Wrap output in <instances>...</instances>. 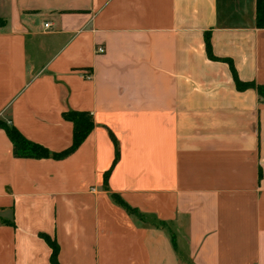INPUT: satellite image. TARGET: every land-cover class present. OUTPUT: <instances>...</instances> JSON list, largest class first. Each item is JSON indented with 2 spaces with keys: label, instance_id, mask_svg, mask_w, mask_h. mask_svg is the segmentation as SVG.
<instances>
[{
  "label": "crops",
  "instance_id": "1",
  "mask_svg": "<svg viewBox=\"0 0 264 264\" xmlns=\"http://www.w3.org/2000/svg\"><path fill=\"white\" fill-rule=\"evenodd\" d=\"M257 1L0 0V264H264Z\"/></svg>",
  "mask_w": 264,
  "mask_h": 264
},
{
  "label": "trees",
  "instance_id": "2",
  "mask_svg": "<svg viewBox=\"0 0 264 264\" xmlns=\"http://www.w3.org/2000/svg\"><path fill=\"white\" fill-rule=\"evenodd\" d=\"M256 23L258 27H264V7L261 0H258L256 4ZM205 49L209 58L214 60L215 58L211 55L210 52V43L208 36L205 37ZM235 83L237 88L240 90L251 87L255 88L258 92L259 97L264 98V86H255L253 83L245 84V83H240L238 81H235ZM65 118H67V120H69L73 124L72 144L65 151L59 154H53L52 157L55 159H61L71 154L85 139V137L88 135L93 125L92 118L88 114L71 113L69 115H65ZM0 129L5 132L9 141L11 142L15 157L35 158V159L49 157V153L44 148L24 139L15 128L9 127L5 123L0 122ZM109 136L116 146V142L113 135L109 133ZM117 158H118V153L116 147L113 163L116 162ZM107 176H108V172L105 174V181L107 179ZM55 258H56V248L54 247V245H52V255H51L52 264H55Z\"/></svg>",
  "mask_w": 264,
  "mask_h": 264
},
{
  "label": "built area",
  "instance_id": "3",
  "mask_svg": "<svg viewBox=\"0 0 264 264\" xmlns=\"http://www.w3.org/2000/svg\"><path fill=\"white\" fill-rule=\"evenodd\" d=\"M48 27H49V24H45V25H44V28H45V29H48ZM97 52H98L99 54H102V53H104V49L101 48V47H99V48L97 49ZM262 101L264 102V98L262 99Z\"/></svg>",
  "mask_w": 264,
  "mask_h": 264
}]
</instances>
